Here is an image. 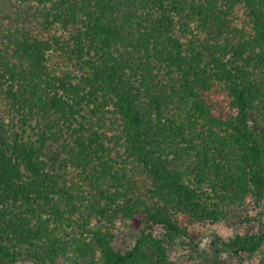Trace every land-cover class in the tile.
I'll return each instance as SVG.
<instances>
[{
    "label": "trees",
    "instance_id": "obj_1",
    "mask_svg": "<svg viewBox=\"0 0 264 264\" xmlns=\"http://www.w3.org/2000/svg\"><path fill=\"white\" fill-rule=\"evenodd\" d=\"M263 200L264 0H0V264H264Z\"/></svg>",
    "mask_w": 264,
    "mask_h": 264
},
{
    "label": "rangeland",
    "instance_id": "obj_2",
    "mask_svg": "<svg viewBox=\"0 0 264 264\" xmlns=\"http://www.w3.org/2000/svg\"><path fill=\"white\" fill-rule=\"evenodd\" d=\"M245 213H242V216H244ZM249 217H252V220L248 224H244V230L243 231H252L257 230L261 226H264V200L259 204V206L256 209L249 211ZM234 220L242 222L241 218H235ZM234 225L230 222H217L214 224H205V225H195L191 227V234L192 237H194L196 243L198 244V250L196 252L193 251V247H187L186 245H176L172 252L171 257L179 261L180 259H183L188 262H192L194 258L190 259V255L196 256L198 260L202 258V256L199 254V252H202V248H207L209 245V241L215 236L219 235L223 237L225 240L229 238L234 232ZM117 235L120 237V239L124 240H130L133 237V231L129 227L126 228H119L117 230ZM210 256V255H207ZM223 257L226 258L225 255ZM222 257V258H223ZM258 256L250 257L249 260L251 262L256 261ZM224 259V258H223ZM19 264H30L26 261L21 262ZM232 264H238L236 261H232Z\"/></svg>",
    "mask_w": 264,
    "mask_h": 264
}]
</instances>
